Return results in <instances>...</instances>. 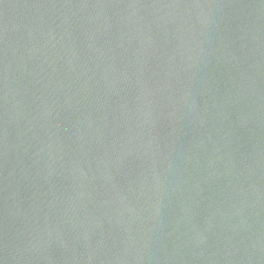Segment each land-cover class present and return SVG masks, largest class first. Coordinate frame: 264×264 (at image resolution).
Returning <instances> with one entry per match:
<instances>
[{
	"label": "water",
	"instance_id": "95a60500",
	"mask_svg": "<svg viewBox=\"0 0 264 264\" xmlns=\"http://www.w3.org/2000/svg\"><path fill=\"white\" fill-rule=\"evenodd\" d=\"M0 264H264V0H0Z\"/></svg>",
	"mask_w": 264,
	"mask_h": 264
}]
</instances>
